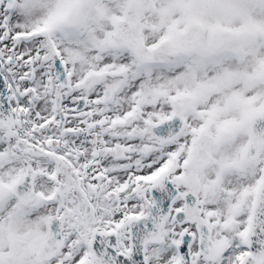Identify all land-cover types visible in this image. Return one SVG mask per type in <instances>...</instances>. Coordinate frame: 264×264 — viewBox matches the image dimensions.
<instances>
[{
	"label": "snow or ice",
	"instance_id": "snow-or-ice-1",
	"mask_svg": "<svg viewBox=\"0 0 264 264\" xmlns=\"http://www.w3.org/2000/svg\"><path fill=\"white\" fill-rule=\"evenodd\" d=\"M0 264H264V0H0Z\"/></svg>",
	"mask_w": 264,
	"mask_h": 264
}]
</instances>
